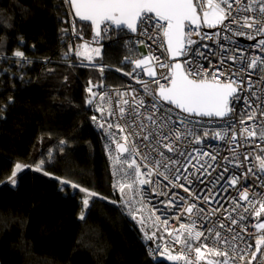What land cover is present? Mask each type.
Listing matches in <instances>:
<instances>
[{
    "label": "trees",
    "instance_id": "trees-1",
    "mask_svg": "<svg viewBox=\"0 0 264 264\" xmlns=\"http://www.w3.org/2000/svg\"><path fill=\"white\" fill-rule=\"evenodd\" d=\"M91 31L65 0H0V264H169L151 260L140 217L115 196L109 118L91 99L124 83L115 69L137 48L123 35L77 55ZM16 163L25 168L12 185ZM79 188L97 193L83 219Z\"/></svg>",
    "mask_w": 264,
    "mask_h": 264
},
{
    "label": "built area",
    "instance_id": "built-area-1",
    "mask_svg": "<svg viewBox=\"0 0 264 264\" xmlns=\"http://www.w3.org/2000/svg\"><path fill=\"white\" fill-rule=\"evenodd\" d=\"M65 3L73 19L68 0ZM229 3L232 5L231 16L223 24L216 27L203 24L211 28L209 33L201 27L186 24L185 31L191 34L195 43H186L185 53L178 57L185 71L193 74L207 72L210 79V74L219 70L224 73L220 76L222 82L231 80L239 84L240 90L230 97L231 111L225 117L185 113L161 100L157 90L160 84L168 85L164 79L169 75L167 69L153 62L156 76L149 77L144 73L143 66L136 68L133 61L149 55L164 64L174 62L166 51L162 31H156L155 20H145L136 32L127 28H114L106 23L100 27L99 35L91 31L90 36L81 40L82 45L87 44V49H90L110 45L124 35L126 46L136 47L138 51L124 55L122 62L129 65L128 69H115L124 77V83L100 89L92 103L109 118L108 126L104 127L103 140L110 160L115 196L120 198L119 184H132L134 198L130 203L123 204H126L129 214L135 213L140 221L143 220L141 228L144 232L141 235L148 244V255L152 261L163 253L166 256L183 255L192 264H197L194 249L200 247L204 259L198 264H208V261L222 264L224 257L214 256L209 249L227 252L229 264H248L249 261L252 264H264V246L254 260L252 257V253L256 252V240L264 235V229L256 228L258 223H264V211L260 209L261 203H264V170L257 159H264V138L261 136L264 133V115L261 114L264 113V63H258L255 68L248 67L253 57L264 60V51L259 46L264 33L257 34L256 28L243 26L246 16L257 20L262 17L258 3L252 11L245 10L249 0H241L239 7L235 0H229ZM197 11L202 16L200 9ZM234 20L239 23H234ZM240 32L244 35L237 34ZM141 82L147 83L155 95L146 94L144 83ZM140 100L144 102L142 107L137 106ZM153 103L156 104L155 109L152 108ZM121 107L124 108L123 114L120 112ZM253 112L255 116L249 120L247 117ZM149 114L154 115L156 124L146 119ZM120 128L124 131L121 132ZM243 129L254 131L256 135L249 136L247 132H242ZM177 131L179 139H176ZM145 135L150 136V139L145 140ZM164 135L169 136L168 141H163ZM125 136L128 137L127 142ZM195 137H200L199 142ZM166 142L171 143L175 151L169 152L164 148L163 143ZM119 143H124L128 150L119 153ZM169 159L177 163L169 164L168 169L161 167L158 171L165 172L169 180L180 176L181 179L175 180V183L183 184L188 192L184 188L173 187L156 171L152 176L147 175L149 169L156 167L157 161L167 163ZM189 160L191 163H188ZM132 161L140 166V178L148 179L150 183L141 185L135 181V165L132 168L128 166ZM233 178L237 179L235 185L230 183ZM245 191L248 199L242 200L240 195ZM204 197H208V200L205 201ZM189 203L196 206L191 214L184 211ZM258 211L259 216L255 214ZM232 220L237 223L233 224ZM221 223L225 225L223 228L220 227ZM182 224H193L196 230L204 234L199 241H189L192 250L175 242L174 235H182ZM173 230L174 235H170ZM217 232L220 233L219 239L215 235ZM146 236L152 238L146 239ZM150 241L154 244L150 245ZM180 262L185 264V260Z\"/></svg>",
    "mask_w": 264,
    "mask_h": 264
},
{
    "label": "snow or ice",
    "instance_id": "snow-or-ice-1",
    "mask_svg": "<svg viewBox=\"0 0 264 264\" xmlns=\"http://www.w3.org/2000/svg\"><path fill=\"white\" fill-rule=\"evenodd\" d=\"M236 5L239 7L241 0H235ZM259 4L258 11L261 13V20H257L255 17H244V27L247 28H256L257 34L264 33V0H249V6L245 9L246 11L254 10L253 6ZM71 6L75 10L76 16L80 17L82 20L90 21L93 26V31L96 35L100 34V24L103 21H111L112 23L118 26H125L128 30L136 32L140 24H143L145 20L156 22V31H162L164 42L167 44L166 51L169 53L170 57H178L185 53L186 43L191 45L195 43L191 39V34L186 33L185 27L187 25H196L197 28L201 24V19L203 24L209 27H216L217 25L223 24L230 16V9L232 5L229 3V0H71ZM198 9L203 13V16L198 14ZM154 14V15H153ZM234 23H239V21L234 20ZM261 25L257 27V25ZM197 34H199L197 32ZM238 35H244L243 32L237 33ZM252 39L251 36L248 37ZM259 46L261 50L264 51V39L259 41ZM80 47L87 49L88 45L84 44ZM71 51V49H70ZM96 55L100 54L99 49L92 50ZM77 55H81L78 51ZM16 56H22L20 52L15 53ZM91 59L89 55L87 57ZM230 59H235V57H230ZM153 62L156 66L160 68L167 69L169 75L164 77L168 81V86L160 84L158 90V96L161 100L168 101L169 103L175 105L177 108L181 109L185 113H195L200 116H216V117H225L230 111L229 98L237 93L239 89V84L236 81H229L224 83L220 80V76L224 73L219 72V70L212 72L211 78L209 79V73H196L193 74L190 71H185L184 65L180 63L175 64H164L161 63L158 58L154 56H145L142 59L133 61L136 68L143 66L144 73L149 77H155L156 71L154 69ZM258 63H264V60H261L259 57H253L251 62L248 64L249 68H255ZM158 83V81H156ZM144 83V82H141ZM146 94L155 95L151 90H149L147 83H144ZM91 91V88H89ZM123 103H128V101H123ZM143 100H140L137 103L138 107L143 106ZM152 108H156V104L153 103ZM120 112L123 114L124 108H120ZM264 115V113H261ZM139 116L140 114L137 113ZM255 113L253 112L247 118L249 120L253 119ZM95 119V117L93 118ZM152 124H156L157 121L154 119V115L149 114L146 117ZM243 123V121H241ZM119 127V125H117ZM143 131V128L141 129ZM120 131L123 132L124 129L120 128ZM242 132H247L249 136H254L256 133L248 129H243ZM219 135V134H216ZM264 138V133L261 134ZM145 140H149L150 136L145 135L143 137ZM180 135L177 131L176 139H179ZM128 137L125 136L124 140L127 142ZM163 141H168L169 136H162ZM197 142H199L200 137H195ZM233 139H235V134H233ZM63 143V142H61ZM163 147L166 148L169 152L175 151L174 146L171 143H163ZM117 148L121 152H126L128 149L125 145L117 144ZM138 154V153H137ZM161 156L164 155L163 152L160 153ZM208 155V154H205ZM215 159V157H212ZM260 161V167L264 170V159L257 158ZM176 161L168 160L167 163L162 161L156 162V167L149 169L147 175L152 176L153 172L156 171L159 175L163 176L165 180H168L173 187L184 188L183 184H176L175 180L181 179L180 176H176L175 180H169L168 175L165 172H159V168L168 169L169 164H175ZM188 163H191L189 160ZM43 162L40 165H36V170L40 171ZM135 165V174L139 184H148L150 181L148 179H141V170L140 166L135 164V161L129 163V168H132ZM25 165L21 163H16L14 169L12 170L11 176L8 177V182L15 185L17 174L20 173ZM147 167V165H145ZM187 167V165L185 166ZM207 171V169H204ZM48 175V173H45ZM187 179V177H185ZM69 181L62 180L61 184H69ZM232 185L237 183V179L233 178L230 182ZM116 185H114L115 187ZM72 188H78L76 184H71ZM125 188L131 189L132 184H119V190L121 194L124 193ZM79 191L85 194V197L82 201L84 208L86 209L89 206V198L97 195L95 192H90L88 189L79 188ZM185 192L189 190L184 188ZM162 195H168L167 193H159ZM191 194V193H190ZM183 199V198H181ZM240 199L247 200L248 193L247 191L242 192ZM204 200L207 201L208 197H204ZM171 203V201H169ZM196 209V206L189 203L184 209L187 213L191 214ZM261 211H264V203L260 205ZM212 213H209L211 215ZM256 215H260V212H256ZM81 219H83V213H81ZM133 219H136L135 214H133ZM159 220V217H157ZM141 224L143 220L141 219ZM167 224V221H164ZM232 223H237L235 220H232ZM225 225L221 223L220 227L223 228ZM256 228L264 229V223H258ZM180 231L182 235H174L175 230L170 235H174L175 242L182 244L183 246L188 247L192 250V245L189 241L195 239L199 241L203 237V233L196 230L193 224L189 225H180ZM211 231V229H209ZM155 234H153L154 236ZM217 239L220 238V233L216 234ZM183 237V238H182ZM152 237L146 236V239H151ZM223 242V241H222ZM264 246V235L256 240V252L252 253L253 260L256 258L257 252L261 251V247ZM204 247H207L204 245ZM196 253L197 264L200 260L204 259V253L201 252L200 247L194 249ZM209 251L214 256H223L224 260L222 264H229V257L227 252H221L217 249H209ZM163 255V253H161ZM170 260H185V264H192V261L187 260L183 255L172 256L168 255ZM243 260V256L240 257ZM208 264H212V261H208ZM219 264V262H218ZM248 264H252V261H249Z\"/></svg>",
    "mask_w": 264,
    "mask_h": 264
},
{
    "label": "rangeland",
    "instance_id": "rangeland-1",
    "mask_svg": "<svg viewBox=\"0 0 264 264\" xmlns=\"http://www.w3.org/2000/svg\"><path fill=\"white\" fill-rule=\"evenodd\" d=\"M202 16H203V14H202ZM202 16H201V18H202ZM81 45H82V41H81ZM93 49H99L100 50V46H96L95 48L94 47H92V48H90V49H85V48H82V47H80L79 49H78V51L81 53V55H84L86 58L90 55L91 57H93V56H95L96 54L92 51ZM88 59V58H87ZM92 59V58H91ZM95 94H93L92 96H91V99H94L95 98ZM47 139V138H46ZM42 140V139H41ZM40 140V141H41ZM39 147H40V145H39ZM39 150V148L37 149V151ZM23 165V164H22ZM25 168V167H24ZM23 168V169H24ZM19 174V173H18ZM17 174V175H18ZM135 181H137V178H136V174H135ZM10 183V182H9ZM11 184V183H10ZM13 185V184H12ZM132 189V188H131ZM131 189H128V188H125V191H124V193L123 194H121V192H120V190H119V197L121 198V200L123 201V202H126L127 204L128 203H130V200L132 199V198H134L133 197V195H132V192H131ZM84 197H85V195L83 196V198H82V201H83V199H84ZM92 197H90L89 198V200L91 199ZM112 201H114L115 203H118V204H121V203H119L118 202V200H116V199H113ZM85 211H86V209L84 208V206H83V203H82V212L81 213H83V216L85 215ZM141 215L144 217V216H146V215H143V213H141ZM80 217H81V214H80ZM144 218H146V217H144ZM148 219H150L149 217H147ZM156 232V231H155ZM157 233V232H156ZM158 234V233H157ZM155 236H157V235H155ZM163 257H167L166 255H163Z\"/></svg>",
    "mask_w": 264,
    "mask_h": 264
},
{
    "label": "water",
    "instance_id": "water-1",
    "mask_svg": "<svg viewBox=\"0 0 264 264\" xmlns=\"http://www.w3.org/2000/svg\"><path fill=\"white\" fill-rule=\"evenodd\" d=\"M68 3H69V7H70V10H71V12H72V15H73V17L77 20V21H79V22H82V23H88V24H90L91 25V29H92V32H94L93 31V26H92V24H91V22L90 21H85V20H82L80 17H78V16H76V14H75V10L72 8V6H71V0H68ZM198 14L200 15V13L198 12ZM154 15V14H153ZM201 16V15H200ZM110 24L112 27H114V28H126L125 26H118V25H116V24H114V23H112L111 21H103L101 24H100V27L103 25V24ZM187 24V23H186ZM194 26H196V25H194ZM199 27H201L205 32H207V33H209V32H211V28H207V27H205L204 25H203V22H202V19H201V24H200V26ZM166 48H167V44H166ZM169 54V53H168ZM170 56V55H169ZM179 57V56H178ZM178 57H170V58H172V59H174V62L172 63V64H175V63H180V64H182L179 60H178ZM168 86V85H167ZM158 90H159V88H158ZM158 90H157V94H158ZM229 101H230V98H229ZM167 103H169L168 101H166ZM171 104V103H170ZM173 105V104H172ZM230 105V104H229ZM175 106V105H174ZM189 114H195V113H189ZM195 115H197V114H195ZM119 144H122V145H125L124 143H119ZM125 147H126V145H125ZM117 150L119 151V153H124V152H121L118 148H117ZM166 261L169 263V264H181V262H180V260H170V259H168V256L166 257Z\"/></svg>",
    "mask_w": 264,
    "mask_h": 264
}]
</instances>
